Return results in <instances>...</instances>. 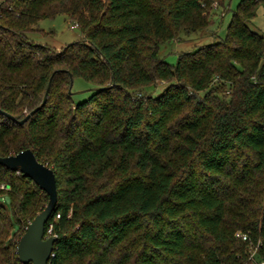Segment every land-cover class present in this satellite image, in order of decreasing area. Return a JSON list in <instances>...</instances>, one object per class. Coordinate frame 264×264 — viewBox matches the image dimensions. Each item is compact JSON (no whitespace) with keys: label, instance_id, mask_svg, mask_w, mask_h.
Returning a JSON list of instances; mask_svg holds the SVG:
<instances>
[{"label":"trees","instance_id":"16d2710c","mask_svg":"<svg viewBox=\"0 0 264 264\" xmlns=\"http://www.w3.org/2000/svg\"><path fill=\"white\" fill-rule=\"evenodd\" d=\"M227 1L1 0L0 110L14 120L0 114V157L30 149L55 172L48 264H252L257 245L264 261V34L247 26L264 0H240L223 38L174 65L159 55ZM57 15L80 40L28 38ZM76 77L92 86L81 101ZM1 185L0 264H22L48 196L0 165Z\"/></svg>","mask_w":264,"mask_h":264},{"label":"rangeland","instance_id":"374dc122","mask_svg":"<svg viewBox=\"0 0 264 264\" xmlns=\"http://www.w3.org/2000/svg\"><path fill=\"white\" fill-rule=\"evenodd\" d=\"M239 1L240 0H228L226 11L214 17L210 28L207 30L191 33L189 35L182 34L181 40L161 44L159 52L160 57L167 63L174 65L178 53L191 50L195 46L212 43L215 34L216 39L223 38L231 18V12L236 8ZM73 24H76V22L70 21L67 16L57 15L52 19H43L39 21L35 26V30L28 33L27 36L37 44L47 45L55 50H59L67 44L80 40L81 32L78 28L71 29V25ZM247 26L254 32L264 34V5L260 4L258 6L254 18L247 23ZM91 89L92 86L90 83L82 78L76 77L73 79L70 92L73 93L75 101H81L88 97L89 90ZM0 190L3 192L7 189L1 185ZM0 204L8 206V200L5 196L0 197ZM7 213L8 212L5 211V214Z\"/></svg>","mask_w":264,"mask_h":264},{"label":"water","instance_id":"95a60500","mask_svg":"<svg viewBox=\"0 0 264 264\" xmlns=\"http://www.w3.org/2000/svg\"><path fill=\"white\" fill-rule=\"evenodd\" d=\"M48 90L49 84L41 105L46 102ZM33 113L34 111L19 121V123H24ZM0 114L14 120V117L2 110H0ZM0 165L30 179L48 196L47 204L26 226L25 232L18 240L16 250L17 258L22 264H48L56 241L55 236L45 237V224L51 217L57 203L55 172L39 162L30 149L0 157Z\"/></svg>","mask_w":264,"mask_h":264},{"label":"built area","instance_id":"2783aa9c","mask_svg":"<svg viewBox=\"0 0 264 264\" xmlns=\"http://www.w3.org/2000/svg\"><path fill=\"white\" fill-rule=\"evenodd\" d=\"M75 28H77V24L71 25V29H75ZM263 60H264V58H263ZM58 218H59V215L56 216L55 220ZM52 228H53V224H49L48 229L46 230V233H45V237L55 236L52 234ZM235 237L242 239L243 241H246V240H248L249 236H248V233L236 232ZM257 248H258V245L255 246V248L250 251V253L248 255V260H250L252 262V264H264V261H259L258 263H255V261H254V255H255ZM52 256H53V254H52Z\"/></svg>","mask_w":264,"mask_h":264}]
</instances>
